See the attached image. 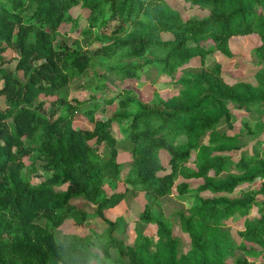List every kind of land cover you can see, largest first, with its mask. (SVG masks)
Here are the masks:
<instances>
[{
    "label": "trees",
    "instance_id": "16d2710c",
    "mask_svg": "<svg viewBox=\"0 0 264 264\" xmlns=\"http://www.w3.org/2000/svg\"><path fill=\"white\" fill-rule=\"evenodd\" d=\"M189 1L210 15L184 18L168 0H0V98L8 102L5 110L0 109V264H229L226 258H235L237 249L244 255H238L234 264H259L256 259L264 257V203L260 218L246 217L239 246L222 227L238 212L247 215L258 204L256 197L264 194V154L242 152L236 159L241 152L239 137L222 133L219 126L232 121L229 102L245 110L262 108L264 69L256 74L257 86L232 82L225 78L224 64L209 66L207 57L218 50L234 57L230 39L255 34L261 44L254 53L264 59V0ZM77 6L89 13L91 28L86 35L96 26L112 28L96 34L107 43L93 53L104 57L120 80L141 79L156 69L175 80L179 93L138 103L125 90L107 120H96L92 129L75 128V115L85 101L72 103L67 98L71 73L80 75L100 65L82 51L58 43L60 28ZM8 49L17 54L15 70L5 67L12 60L4 56ZM196 58L200 71L188 68ZM43 96L56 97L48 115L42 110ZM123 120L128 121L126 126ZM115 122L131 146L132 168L124 179L128 188L117 191L110 184L115 190L110 194L106 180H122L124 170L111 129ZM263 144L259 139L258 149ZM101 146L109 149L104 155ZM162 153L168 156L167 166ZM192 160L196 171L186 168ZM39 161L52 175L36 187L24 172L36 169ZM180 176L203 182H178ZM257 178L263 180L259 189L229 196ZM65 184L66 191L56 189ZM140 192L149 196L140 220L157 227L156 241L138 230L131 240L127 219L113 221L106 214L127 194L134 198ZM175 192L195 196L198 202L188 211L155 217L154 208ZM73 198L94 204L95 211L89 214L72 205ZM90 216L107 226L95 238L56 236L67 220L84 224ZM174 216L191 239L187 252L181 251L183 239L174 236Z\"/></svg>",
    "mask_w": 264,
    "mask_h": 264
},
{
    "label": "rangeland",
    "instance_id": "374dc122",
    "mask_svg": "<svg viewBox=\"0 0 264 264\" xmlns=\"http://www.w3.org/2000/svg\"><path fill=\"white\" fill-rule=\"evenodd\" d=\"M171 6L175 7L183 14L184 18H207L210 15L209 10L202 9L201 7L194 5L189 0H168ZM91 28V21L89 17L88 10L82 6L74 7L69 13V19L63 23L61 30V36L58 39V43L64 42L69 45L71 49L82 51L87 56H89L93 61L100 63V65L94 64L90 68L86 69L80 75H72L71 82L66 88L67 98L70 102L74 103L76 101H85L82 108L76 113L74 119V127L77 129H92L94 127V122L96 120L105 121L108 117L117 109L119 100L126 96L125 90L131 91L134 94V99L138 103L154 102L158 99H167L179 93V88L175 84V80L171 79L166 74H161L152 69L146 73V76L141 79H125L120 80L116 73L109 69L110 63L102 56H96L93 52L99 47L105 45V41L97 39L96 34L98 32L109 33L111 27L92 28V33L85 34V30ZM170 37V35H167ZM231 42L232 52L234 57H226L221 51L218 50L209 55L208 65L214 66L217 63L224 64V74L225 78L229 81H245L258 85V80L256 74L259 70L264 69V59L260 60L256 56L255 47L260 44V41L256 36H236ZM212 43V42H211ZM231 48V47H230ZM87 52H90L87 54ZM215 54V56H214ZM4 56L11 58L12 60L5 64L6 68L15 70L17 54L15 50L8 49L4 52ZM260 61V62H259ZM193 70L200 71L201 65L199 58L194 59L188 66ZM75 72V71H74ZM101 75V77L98 76ZM181 72L179 75L181 76ZM17 76L24 80L22 73H17ZM1 78V75H0ZM3 86V80L0 79V87ZM122 92L121 95H119ZM46 101L44 108L42 109L46 115L49 114L50 108L53 107V101L56 97L43 96ZM114 99L112 103L109 104L108 101ZM8 106L7 99L3 96L0 98V109L5 110ZM229 107L232 109L233 118L230 124L222 122L219 126V130L222 133H227L229 135H236L239 137V145L241 147V152L236 155V159L240 156V153L245 152L247 155H252L255 153L264 154V144L258 149L257 141L259 139H264V105L260 109H240L231 102H229ZM92 111V114H87L86 111ZM123 125H127L128 121L123 120ZM114 137L118 139V150H119V161L124 164V170L122 173V180L111 181L106 180L105 189L108 193L115 191L111 188L110 184L117 187V191H124L128 188V185L124 183V179L127 173L132 168L130 164L131 159V146L130 144L123 140L125 137L123 135L122 129L118 123H113L111 126ZM206 138V142H207ZM95 141L91 143L94 144ZM96 145V144H95ZM94 145V146H95ZM100 153L103 155L108 152L109 149L101 146L98 148ZM162 158L164 164L167 166L168 156L162 153ZM30 160L27 158V162ZM188 171L198 170L197 163L192 160L186 164ZM237 173V171H235ZM52 175V171L47 170L43 167V162H37L36 169L28 172H24V177L30 179L34 186H39L41 181ZM187 181L191 185H197L203 182V179H188L186 180L183 176L178 178V182ZM263 180L257 178L252 181V183H243L239 186L233 194L229 196L231 198L242 196V191L246 189H259L262 186ZM67 184L56 187L59 191H66ZM201 195H211L209 192H203ZM258 204L253 205L248 214H243L238 212L233 220L227 222L222 229L228 235V237L236 245L243 243L242 232L245 230V219L249 217L250 219H257L261 217L262 204L264 203V194L258 195L256 197ZM149 202V196L140 192L138 196L132 198L127 194L126 200L122 201L116 207L109 209L106 214L109 219L116 221L120 217L124 216L128 223V235L132 240L136 236V231H141L145 235H150L156 241L157 227L155 225L147 224L140 220V213L144 210L145 205ZM198 199L195 196L187 195L185 197H180L175 192L173 195L166 196L161 200V205L156 206L153 210V215L155 217L161 214L168 217L175 215L180 211H188L189 208L196 204ZM71 204L75 205L79 209H83L89 214L93 213L96 206L89 203L83 198H73ZM177 227L174 231V236H180L183 239V245L181 248L182 252H187L191 249V239L187 233H184L180 229V221L177 216L173 217ZM39 224L45 225V220H40ZM107 229L106 224H104L98 217L90 216L89 219L84 224H77L73 219H69L65 224L57 229V237L62 238L64 234H78L80 236H92L103 233ZM130 240V241H131ZM250 245L249 243H247ZM94 252L101 255L99 249H94ZM113 258L118 259V254L113 251ZM235 258L227 257L226 261L229 264H234L236 257L238 255H244V252L237 249ZM256 261L259 264H264V257L258 258ZM119 264V263H112Z\"/></svg>",
    "mask_w": 264,
    "mask_h": 264
},
{
    "label": "crops",
    "instance_id": "0c3cea01",
    "mask_svg": "<svg viewBox=\"0 0 264 264\" xmlns=\"http://www.w3.org/2000/svg\"><path fill=\"white\" fill-rule=\"evenodd\" d=\"M247 36H256L257 38H258V40L260 41V38L257 36V35H255V34H252V35H247ZM244 37V36H243ZM234 38H238V37H236V36H234V37H232L231 39H230V47H231V50H232V45H231V42H232V40L234 39ZM260 44H261V41H260ZM259 44V45H260ZM259 45H257V46H259ZM256 46V47H257ZM255 47V48H256ZM218 52V51H217ZM233 53V52H232ZM214 56H215V54H214ZM227 57V56H226ZM222 64V63H221Z\"/></svg>",
    "mask_w": 264,
    "mask_h": 264
}]
</instances>
